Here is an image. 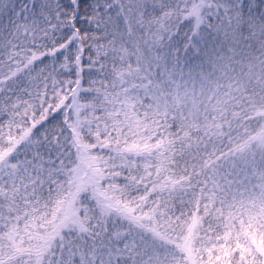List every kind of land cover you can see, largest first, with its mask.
<instances>
[{"label":"snow or ice","instance_id":"1","mask_svg":"<svg viewBox=\"0 0 264 264\" xmlns=\"http://www.w3.org/2000/svg\"><path fill=\"white\" fill-rule=\"evenodd\" d=\"M0 264H264V0H0Z\"/></svg>","mask_w":264,"mask_h":264},{"label":"trees","instance_id":"2","mask_svg":"<svg viewBox=\"0 0 264 264\" xmlns=\"http://www.w3.org/2000/svg\"><path fill=\"white\" fill-rule=\"evenodd\" d=\"M17 2H19V0H17Z\"/></svg>","mask_w":264,"mask_h":264}]
</instances>
